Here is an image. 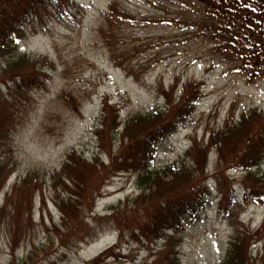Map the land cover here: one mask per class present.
I'll return each instance as SVG.
<instances>
[{"label":"rangeland","instance_id":"obj_1","mask_svg":"<svg viewBox=\"0 0 264 264\" xmlns=\"http://www.w3.org/2000/svg\"><path fill=\"white\" fill-rule=\"evenodd\" d=\"M113 2L130 17H119L109 29ZM197 9L190 0H53L42 16L32 18L13 55L42 60L41 69L49 78L40 88L8 93L4 84L0 86L13 122L8 139L0 141V162L11 170L0 191V264L12 259L7 195L28 174L45 180L32 212L24 213L31 220L15 251L19 258L32 253L28 264H89L97 256L102 258L99 264H148L158 259L165 241L151 246L135 227L119 229L110 219L113 206L123 211L124 203L119 204L141 192L134 172L110 178L67 224L49 185L73 148L89 158L100 151L94 127L106 97L121 104L126 119L163 106V91L176 79L204 82L195 111L159 143L154 169L181 159L194 141L207 142L229 115L237 118L264 107V80L249 81L235 64L222 59L195 26ZM5 65L6 58L0 60V72ZM215 155H210L205 182L212 187L211 202L174 236L180 264H223L238 230L256 231L264 224V205L246 195L244 172L228 170L229 181L220 177L236 196L234 205L222 203ZM102 158L109 162L107 153ZM260 171L264 174V162ZM127 220L129 226L136 225L131 215ZM263 244H253V253L263 252Z\"/></svg>","mask_w":264,"mask_h":264},{"label":"trees","instance_id":"obj_2","mask_svg":"<svg viewBox=\"0 0 264 264\" xmlns=\"http://www.w3.org/2000/svg\"><path fill=\"white\" fill-rule=\"evenodd\" d=\"M51 1L0 0V60L6 58L0 72V86L4 84L8 93L14 89L40 88L49 78L41 69L42 60L13 53L18 41L26 35L29 22L34 16H42ZM190 1L198 8L195 26L210 39L222 59L235 64L249 81L264 80V0ZM127 16L130 17L128 11L113 2L107 17L109 29L116 26V19ZM1 90L0 141H5L13 122L5 109L9 107ZM203 91L202 80L176 79L163 91V106L126 119L121 116V104L112 103L106 97L100 121L94 127L100 151L89 158L73 148L51 176L49 187L55 193L54 202L62 222L67 224L78 218L85 201L100 192L110 178L134 172L141 192L119 204L124 203L123 211L113 206L110 219L119 229L135 227L151 246L166 242L158 259L148 264H180L174 236L186 222L197 220L211 202L212 187L205 182L213 152L216 154L215 180L223 194L222 203L230 201L229 205H234L236 196L233 188H226L220 177L229 181L226 172L237 170L245 174L242 184L246 195L264 205V174L260 171L264 162V107L246 110L237 118L229 115L223 126L210 133L207 142L196 140L181 159L158 169L151 167L159 143L187 121ZM103 153L109 155V162L102 158ZM10 174L11 170L0 162V191ZM44 183L38 174H28L7 195L6 205H11L8 226L13 242L10 264H28L32 258V253L19 258L15 251L31 220L25 219L24 213L32 212L33 199L37 192L43 191ZM130 215L136 222L134 226H129ZM263 240L264 224L256 231L238 230L223 264H264V244L263 252L257 254L251 248ZM101 259L97 256L89 264H99Z\"/></svg>","mask_w":264,"mask_h":264}]
</instances>
